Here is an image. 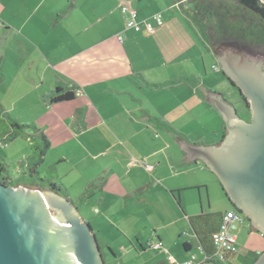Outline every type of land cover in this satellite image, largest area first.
<instances>
[{
  "label": "crops",
  "instance_id": "obj_1",
  "mask_svg": "<svg viewBox=\"0 0 264 264\" xmlns=\"http://www.w3.org/2000/svg\"><path fill=\"white\" fill-rule=\"evenodd\" d=\"M187 1L0 0V104L18 121L35 123L43 130L51 143L43 164L50 157L59 176L64 171V176L74 178L70 186L79 182L76 194L71 192L73 197H81L90 182H102L81 207L96 202L107 206L104 209L119 206L129 216L142 211L136 217L138 224L149 223L153 235L143 230L134 237L133 225L126 219L121 236L138 256L155 250L165 258L156 264H171L164 249L155 247L161 241L178 261H186L194 254L193 243L188 238L178 240L176 235H187L202 252L199 264H249L264 246L254 257L238 253L231 254L227 262L205 259L189 216L206 211L185 212L178 206L177 193L181 196L186 186L190 165L203 162L191 148L216 144L227 131L223 117L208 102L207 92L234 105L221 91L201 83L160 85L192 76L191 55L195 57L193 76L202 71L203 54L214 55L200 40L186 12ZM127 2L137 9L140 20L162 13L164 25L154 34L127 29L121 12L122 3ZM173 4L177 8L172 9ZM214 58L218 60V55ZM57 87H75L82 94L53 102ZM185 92L190 96L183 100ZM238 101L241 112H246L242 99ZM200 105H204L203 120L191 111L195 107L197 112ZM25 113L28 119L23 120L19 114ZM160 116L188 139L165 128L160 133L156 121ZM193 121L203 133L192 141L189 134L193 132L185 126ZM209 125L213 127L207 131ZM209 135L218 140L209 141ZM168 162L177 169L171 172ZM38 184L18 185L48 189L47 183ZM228 210L235 209L211 211L224 214ZM107 246L111 248L109 242Z\"/></svg>",
  "mask_w": 264,
  "mask_h": 264
},
{
  "label": "water",
  "instance_id": "obj_2",
  "mask_svg": "<svg viewBox=\"0 0 264 264\" xmlns=\"http://www.w3.org/2000/svg\"><path fill=\"white\" fill-rule=\"evenodd\" d=\"M218 61L249 101L251 118L207 92L227 131L220 142L191 149L264 235V62L234 47L223 48ZM0 264L106 263L92 225L71 199L49 187L0 183ZM254 264H264V251Z\"/></svg>",
  "mask_w": 264,
  "mask_h": 264
},
{
  "label": "rangeland",
  "instance_id": "obj_3",
  "mask_svg": "<svg viewBox=\"0 0 264 264\" xmlns=\"http://www.w3.org/2000/svg\"><path fill=\"white\" fill-rule=\"evenodd\" d=\"M175 8H177V6L173 4L172 9ZM241 23L243 26L250 25V27L246 30V33H251L252 29H254V26L247 21L242 20ZM249 36L251 37L264 36V31L261 32L257 31ZM225 48L227 47H224V49ZM235 49L239 50L245 55H248L250 58L259 59L264 62V47H254V48L252 47L251 49L250 48H239V49L235 48ZM222 50L223 48H219L218 50H216L217 54H219ZM191 58H192L191 61L192 64L190 66L191 68L190 73L194 75L193 73L195 72V70L193 66H194L195 57L191 55ZM203 59L205 66L203 64L201 67L202 71L200 70L201 71L200 75L199 76L195 75V76H197L200 79V83L205 87H207L208 89L213 88L215 90L218 89V91H221L229 101H232L234 103V105L240 112L241 101L237 102L238 97L241 98V94H239L240 93L239 90L234 86L233 87L235 89H233L231 82L227 78H225L221 68L220 70H217L213 67V64L215 62H216L215 64H217L220 67L219 61L214 58V55L212 53L209 52L203 54ZM196 71L198 72L199 70ZM190 83L194 84L195 82L193 80ZM1 95L3 94L0 92V96ZM189 96H190L189 93L185 92L184 95H182V98L184 100ZM176 104H181V103L177 102ZM184 105L187 106L185 101H184ZM195 110H196L195 107L191 108L193 114L196 115L200 114L201 120H203L204 105L198 106L197 112H195ZM242 114L244 115L243 116L244 118L245 116L248 117L247 116L249 114L248 110L246 112H242ZM19 115H21V119L23 120L28 119V116L27 118H25L26 113ZM209 116L210 113L207 114L208 119ZM175 127L177 126L175 125ZM212 127L213 126L209 125L206 126L205 129L207 131H210ZM187 128L188 131L191 130L193 132V134H189L190 137L189 139L193 141V140H199L201 138L200 134H202L203 131L202 128L199 129L197 127L196 121H193L190 126H185L186 130ZM8 129L9 128L7 123L2 119H0V139H1L0 160L6 166V172L4 175L5 177L10 179L9 181L10 185L18 186L19 183H23L27 185L35 184L37 186V183L39 182L40 185L42 186L48 183L49 180L55 178L59 180L60 185L64 188L63 195L68 196L69 199H73L74 203L75 204L77 203L76 205L80 208L81 204L77 202V199L71 195V192L76 194V191L79 190V188H77L79 182H76L75 185L70 186L72 185L74 178L64 176V171H62L61 176H59L58 171L57 170L55 171V168L51 166L52 162L49 161L50 157L48 158L47 162H45L39 167V171L41 174L40 177L36 175L34 177L27 175L28 169L25 166L26 165L25 160L27 156L31 155L32 147H30L29 144L30 141L25 135L22 134H20L14 140L6 139V136L4 135L6 134ZM160 129L162 128H159V132L162 133L163 129L162 130ZM208 140L217 141L218 138L209 135ZM201 141L202 140H200L199 142ZM20 161H24L25 163H22ZM168 165L170 168L169 170L171 172L172 170L177 169L176 166H174V169H172V165L169 162ZM190 166L192 167V171L190 173V176L186 175L185 177L186 179L184 183H186V186L183 188V192L181 193V196H179V194L177 193V197H180L181 200V206L180 205L178 206L182 208L183 211L201 212V211H211L214 209H219V210L235 209V207L231 204L229 198L227 197L226 193L223 191L219 178L204 162H198L197 164H191ZM34 188H38V187H34ZM168 193L171 195V192ZM112 201H114V199H112ZM187 203H189L190 206L193 207V210H190L191 207H188ZM106 207L107 206H102L96 202H92L89 203L88 206L86 207L82 206L80 208L81 215L86 221H88L92 225L94 232L96 233L104 257V261L106 264H156L155 262L157 261H165L163 254L158 253L155 250L146 251V253L142 254L144 256L142 258L138 256V253H136L135 249L127 246V243L121 240V236H123V234L125 233V230L122 229H124L125 227L126 219L128 222H130L133 225V232L131 230L130 231L131 233H133L134 237L136 236L137 233L140 234V231L143 230H145L146 234L153 235L154 232L150 228L151 226L149 223L146 222L140 223L142 224L140 229V224H138V219H136V217L137 215H142L141 210H139V212H137L135 216H129L128 210L126 212L125 209L122 208L120 209L119 206H116L112 209H104ZM242 215H243V222H238L237 228L234 230V233L237 234L238 237L237 243L239 244L240 247L239 253H241V255H243L244 258H247V255L254 257V254L257 253L256 251L258 250L260 251L263 249L261 247L264 246V235L262 234V232L254 229L248 218L244 214ZM191 232L193 233V231ZM185 238H188L193 243L194 255H196L197 258L202 256V252L200 248L198 249L197 242L194 241L193 238H189L187 237V235H182L181 237H179V235H176V239L178 240H183ZM108 242L110 243V247L112 248L113 251L107 246ZM180 249L182 251V246L179 248V250ZM250 249H253L252 252L249 251ZM136 250H139V246L138 249ZM140 251H142L141 248ZM156 255H159L158 259L153 258ZM256 257L258 258V256H255L254 258ZM234 264H238V263L235 262Z\"/></svg>",
  "mask_w": 264,
  "mask_h": 264
},
{
  "label": "trees",
  "instance_id": "obj_4",
  "mask_svg": "<svg viewBox=\"0 0 264 264\" xmlns=\"http://www.w3.org/2000/svg\"><path fill=\"white\" fill-rule=\"evenodd\" d=\"M187 3L189 4V7L186 12L193 21L197 32H199V38L201 42L210 52H214V55H218L216 50L224 47H234L238 49L264 47V36H249L254 34V32L264 31V2L262 0H188ZM242 20L247 21L254 26V29H252L251 33H246V30L250 27V25L243 26L241 23ZM223 75L239 90L238 86L235 84V82H233V80H231L224 72ZM193 80L195 85L200 83V80L192 75L180 77L171 82L160 85L167 86L183 82L190 83ZM239 92L244 105L249 110V101L240 90ZM76 96L77 93L75 87H57L51 100L53 102H61L72 100ZM0 119L5 121L9 128L4 135L6 136V139L14 140L20 134L29 138L31 141L32 152L31 155L26 158L25 162L27 164L30 176L34 177L36 175L40 177L41 174L39 167L43 164L46 152L51 146L46 134L35 123H20L16 118L8 114L1 105ZM156 121L158 127L165 128L173 132L180 139H188V136L184 132L178 130L170 122L163 119L162 117H157ZM224 137L225 134L223 135V138ZM53 168H55L56 171V167L54 165ZM5 172L6 166L0 160V183L10 185V179L5 177ZM47 185L49 188L63 195L64 188L56 181L55 178L49 180ZM101 186L102 182H90L83 195L77 198V202L82 204L83 202L87 201ZM221 186L227 195V192L223 188L222 184ZM227 197L230 200L228 195ZM71 200L74 202L73 199ZM178 202H180L179 199ZM230 202L235 207L236 211H239L231 200ZM189 219L192 223L198 240L200 241L201 249L208 256V258L221 262L216 259V247L214 245L213 234L219 229L221 225L220 223H222L223 213L206 211L197 215H191L189 216ZM110 249L112 250V248ZM226 258L228 261H230L232 259L231 254L226 256ZM255 261L256 258H253L249 264H254Z\"/></svg>",
  "mask_w": 264,
  "mask_h": 264
},
{
  "label": "built area",
  "instance_id": "obj_5",
  "mask_svg": "<svg viewBox=\"0 0 264 264\" xmlns=\"http://www.w3.org/2000/svg\"><path fill=\"white\" fill-rule=\"evenodd\" d=\"M121 12L127 29L154 34L158 28L164 25L163 14L160 12L154 14L150 19L140 20L137 9L129 2L122 3ZM213 67L220 70V67L217 64ZM76 93L77 95H80L82 94V90L78 89ZM146 167L148 169L153 168L151 164H147ZM238 222H243V215L236 210H228L223 214V220L219 229L213 234L214 245L216 247V259L221 262L228 261L226 256L230 254H238L240 252V247L237 243L238 237L237 234L234 233ZM155 247L164 249L168 254V260L171 264H199V259L194 254L186 261H178L166 248H164L161 241L157 242ZM205 259H208L207 255Z\"/></svg>",
  "mask_w": 264,
  "mask_h": 264
},
{
  "label": "flooded vegetation",
  "instance_id": "obj_6",
  "mask_svg": "<svg viewBox=\"0 0 264 264\" xmlns=\"http://www.w3.org/2000/svg\"><path fill=\"white\" fill-rule=\"evenodd\" d=\"M241 99H242V97H241ZM242 102H243V100H242ZM248 113H249L247 115L248 117L245 116V118H247L249 120L251 118V116H250V109H249ZM240 114H241L242 117L244 116L241 111H240Z\"/></svg>",
  "mask_w": 264,
  "mask_h": 264
}]
</instances>
